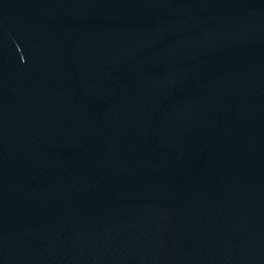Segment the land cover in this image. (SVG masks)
I'll return each instance as SVG.
<instances>
[{
	"label": "water",
	"instance_id": "water-1",
	"mask_svg": "<svg viewBox=\"0 0 264 264\" xmlns=\"http://www.w3.org/2000/svg\"><path fill=\"white\" fill-rule=\"evenodd\" d=\"M0 264H264V0H0Z\"/></svg>",
	"mask_w": 264,
	"mask_h": 264
}]
</instances>
